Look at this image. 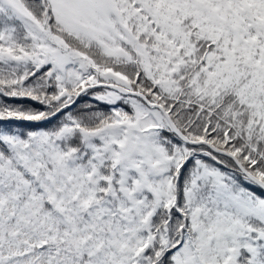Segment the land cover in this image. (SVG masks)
Returning a JSON list of instances; mask_svg holds the SVG:
<instances>
[{"label":"snow or ice","instance_id":"obj_1","mask_svg":"<svg viewBox=\"0 0 264 264\" xmlns=\"http://www.w3.org/2000/svg\"><path fill=\"white\" fill-rule=\"evenodd\" d=\"M0 264H264V0H0Z\"/></svg>","mask_w":264,"mask_h":264}]
</instances>
